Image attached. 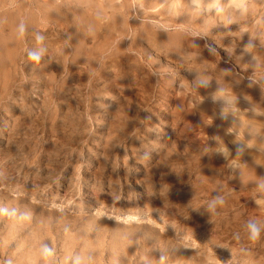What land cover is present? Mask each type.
I'll use <instances>...</instances> for the list:
<instances>
[{
  "label": "rangeland",
  "instance_id": "1",
  "mask_svg": "<svg viewBox=\"0 0 264 264\" xmlns=\"http://www.w3.org/2000/svg\"><path fill=\"white\" fill-rule=\"evenodd\" d=\"M52 1L0 0V264H264V0Z\"/></svg>",
  "mask_w": 264,
  "mask_h": 264
},
{
  "label": "bare ground",
  "instance_id": "2",
  "mask_svg": "<svg viewBox=\"0 0 264 264\" xmlns=\"http://www.w3.org/2000/svg\"><path fill=\"white\" fill-rule=\"evenodd\" d=\"M4 1V0H3ZM13 1V0H12ZM49 1V0H48ZM51 2H53L52 0H51ZM56 2V1H55ZM42 3V2H41ZM48 3V2H47ZM23 4H25V3H23ZM50 4V3H49ZM56 4V3H55ZM58 5H60V4H58ZM100 5H102V4H100ZM18 6V5H17ZM54 6V5H53ZM30 7V6H29ZM56 7V6H55ZM63 7V6H62ZM101 7H104V5L103 6H101ZM175 7V6H174ZM57 8V7H56ZM115 8V7H114ZM119 8V7H118ZM43 9V8H42ZM46 9V8H45ZM69 9V8H68ZM72 9V8H71ZM84 9V8H83ZM110 9V8H109ZM22 10H23V8H22ZM58 10H60L59 8H58ZM80 10V9H79ZM45 11V10H44ZM88 11V10H87ZM9 12V11H8ZM39 12V11H38ZM60 12V11H59ZM62 12V11H61ZM64 12V11H63ZM66 12V11H65ZM83 12V11H82ZM56 13V12H55ZM88 13V12H87ZM65 14V13H64ZM45 15V14H44ZM70 15V14H69ZM79 15V14H78ZM88 15H90V14H88ZM46 16V15H45ZM50 16V15H49ZM65 16H66V14H65ZM51 17V16H50ZM99 17H101V16H99ZM18 18V17H17ZM30 19V18H29ZM120 19V18H119ZM47 20V19H46ZM52 20V19H51ZM103 20V19H102ZM17 21V20H16ZM30 21V20H29ZM84 21V20H83ZM115 21V20H114ZM10 22V21H9ZM24 22V21H23ZM45 22V21H44ZM43 22V23H44ZM63 22V21H62ZM88 22V21H87ZM118 22V21H117ZM18 23V22H17ZM30 23V22H29ZM28 23V24H29ZM33 23V22H32ZM116 23V22H115ZM123 23V22H122ZM41 24V23H40ZM22 25V24H21ZM9 26H10V23H9ZM62 26V25H61ZM65 26V25H64ZM63 26V27H64ZM76 26V25H75ZM17 27V26H16ZM31 27V26H30ZM78 26H76V28H77ZM95 27V26H94ZM97 27V26H96ZM66 28V27H65ZM72 28V27H71ZM101 28V27H100ZM20 30V29H19ZM75 30V29H74ZM100 30V29H99ZM15 31V30H14ZM85 31V30H84ZM127 31V30H126ZM125 32V31H124ZM136 32V31H135ZM16 34V33H15ZM94 34V33H93ZM125 34V33H124ZM139 34V33H138ZM13 35V34H12ZM78 35V34H77ZM6 36V35H5ZM18 36V35H17ZM84 37V36H83ZM90 37H91V35H90ZM14 38H16V37H14ZM121 38V37H120ZM125 38V37H124ZM115 39V38H114ZM70 40V39H69ZM66 41V40H65ZM102 41V40H101ZM118 41V40H117ZM14 42H16V41H14ZM21 42V41H20ZM92 42V41H91ZM115 42V41H114ZM185 42V41H184ZM3 44L5 43V42H2ZM7 44V43H6ZM16 44V43H15ZM112 44H113V42H112ZM147 44V43H146ZM183 44V43H182ZM83 45V44H82ZM94 45V44H93ZM137 45V44H136ZM74 46V45H73ZM80 46V45H79ZM86 46V45H85ZM111 46H113V45H111ZM124 46V45H123ZM148 46V45H147ZM9 47V46H8ZM19 47V46H18ZM84 47V46H83ZM200 48V47H199ZM46 49V48H45ZM75 49V48H74ZM78 49H80L79 47H78ZM88 49V48H87ZM94 50V49H93ZM12 51V50H11ZM74 51V50H73ZM108 51V50H107ZM138 51V50H137ZM91 52V51H90ZM14 53V52H13ZM21 53V52H20ZM107 53V52H106ZM127 53V52H126ZM88 54V53H87ZM119 54H121V53H119ZM118 54V55H119ZM14 55V54H13ZM71 55V54H70ZM72 58H74V57H72ZM77 58V57H76ZM82 58V57H81ZM71 59V58H70ZM87 59V58H86ZM91 59V58H90ZM75 60V59H74ZM106 64V62H102V64ZM2 65V64H1ZM92 65V64H91ZM104 67V66H103ZM103 70V69H102ZM102 70H100L99 72H98V74L96 73V75H94L93 77L92 76H89V77H92V78H90V81H89V85H90V87H91V90H92V88H95V87H93V86H96V82L100 79V72L102 71ZM216 71V70H215ZM102 73V72H101ZM106 73V72H105ZM90 75H91V73H89ZM104 74V73H103ZM86 75V74H85ZM112 75V74H111ZM103 77V76H102ZM71 78H73V77H71ZM81 78V77H80ZM75 79V78H74ZM83 80H84V78H82ZM86 79H88V78H86ZM101 79H103V78H101ZM23 81V80H22ZM80 81V80H79ZM103 81V80H102ZM85 82V81H84ZM104 82L106 83V81H105V79H104ZM50 83V82H49ZM88 83V82H87ZM62 88V87H61ZM51 89V88H50ZM52 89H54V88H52ZM59 89H60V87H59ZM90 90V91H91ZM93 90L90 92V94H89V99L90 98H92L93 97ZM108 92H109V90L108 89H101L100 91L98 90V91H96V95L98 94H101V93H103L102 95L105 97V95L106 94H108ZM38 93V92H37ZM87 96H88V94H87ZM102 96V97H103ZM94 98H95V94H94ZM88 99V100H89ZM111 101H109V103H108V106H106V108L105 109H107V108H109L110 107V103ZM93 103V102H92ZM112 105V104H111ZM111 111V110H110ZM218 117V116H217ZM249 146V145H248ZM9 156V155H8ZM97 160V159H96ZM95 160V161H96ZM145 161V160H144ZM143 162V161H142ZM9 163V162H8ZM93 163H95L94 162V160L93 161H90L88 164H87V166H85V170H87V169H89V166L90 165H92ZM1 164V163H0ZM85 165H86V163H85ZM91 169V168H90ZM244 170L245 171H243L242 172V174H241V176H242V179H244V180H249L250 178H252L253 177V173L255 172V169H254V167H248L247 166V168H244ZM1 171H2V169H1ZM259 171H262L263 172V170L262 169H260ZM7 173V172H6ZM6 175V174H5ZM26 181V180H25ZM86 183V182H85ZM24 184V183H23ZM229 186V185H228ZM7 187V186H6ZM261 187V186H260ZM264 190V189H263ZM17 192V191H16ZM86 192V191H85ZM18 193L19 194H22V193H24V191H18ZM81 193V192H80ZM33 194V193H32ZM32 197V196H31ZM33 197H34V199H43L42 197H37L36 195H33ZM5 199V198H4ZM33 199H31V201H32ZM100 200V199H99ZM34 201V200H33ZM49 202V201H48ZM77 203V202H76ZM42 204V203H41ZM47 205V204H46ZM50 205V204H49ZM1 206V205H0ZM62 206H64V209H67V208H69L70 207V203L69 202H67V203H64V204H62ZM22 208V207H21ZM20 208V209H21ZM83 208H85V209H83ZM89 208H91V203L90 202H86V203H82V204H79V205H77V209H80V210H87V209H89ZM95 209H97V211L98 212H100V214L102 213V212H106V211H109V212H113L114 214H119V217L120 218H122V220L124 221V220H127L128 222L130 221H132V220H137L138 218H139V213H129V212H117V211H113V210H110V209H108L107 207H104V206H98V207H96ZM134 209H136V208H134ZM41 210V209H40ZM79 210V211H80ZM1 211V210H0ZM94 211V210H93ZM97 214V213H96ZM99 214V213H98ZM104 214V213H103ZM113 214V215H114ZM139 214V215H138ZM105 216V215H104ZM144 216V215H143ZM30 218V217H29ZM126 221V222H127ZM4 222V221H3ZM39 222V221H38ZM165 226V225H164ZM163 226V227H164ZM43 227V226H42ZM167 229V228H166ZM24 233V232H23ZM2 234V233H1ZM185 238V237H184ZM185 240H187V237L185 238ZM189 240V239H188ZM29 242V241H28ZM195 242V241H194ZM196 243V242H195ZM194 243V244H195ZM22 246V245H21ZM192 246V245H191ZM87 249V248H86ZM181 249V248H180ZM17 251V250H16ZM127 253V252H126ZM75 254V253H74ZM184 255V254H183ZM202 255V254H201ZM190 256V255H189ZM69 259V258H68ZM10 260V259H9ZM16 260H17V258H16ZM19 260V259H18ZM70 260V259H69ZM36 261V260H35ZM15 262V261H14ZM205 263V262H204ZM128 264V263H127Z\"/></svg>",
  "mask_w": 264,
  "mask_h": 264
},
{
  "label": "clouds",
  "instance_id": "3",
  "mask_svg": "<svg viewBox=\"0 0 264 264\" xmlns=\"http://www.w3.org/2000/svg\"><path fill=\"white\" fill-rule=\"evenodd\" d=\"M248 227L253 235L259 232V228L257 227V224L255 222H249Z\"/></svg>",
  "mask_w": 264,
  "mask_h": 264
}]
</instances>
